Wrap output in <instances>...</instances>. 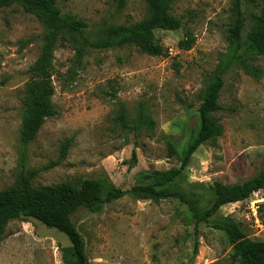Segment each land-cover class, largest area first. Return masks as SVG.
<instances>
[{"label": "rangeland", "instance_id": "374dc122", "mask_svg": "<svg viewBox=\"0 0 264 264\" xmlns=\"http://www.w3.org/2000/svg\"><path fill=\"white\" fill-rule=\"evenodd\" d=\"M63 14L76 16L95 40L108 26L133 25L146 17L145 0H57ZM232 0H179L172 9L183 27L155 32L167 57L141 54L134 47L104 51L84 49L76 39L60 43L54 54L52 85L59 111L47 119L26 148L29 168L39 169L35 187L109 180L130 191L146 183L144 175L180 165L183 151L199 129L202 92L221 55L228 52ZM249 20L264 13V0L244 4ZM45 29L22 7L0 9V191L12 187L19 171V133L23 90L39 57ZM191 35L189 51L178 43ZM78 48H83L81 60ZM254 77L242 63L225 75L213 119L223 134L201 146L176 179L214 200L215 183L236 185L264 170V56L253 55ZM154 127L137 134L114 124L125 111L135 120L141 106ZM71 141L67 157L63 144ZM174 151L171 153L169 144ZM137 161H132L133 152ZM218 217L235 219L248 237L264 243V190L245 202L224 206ZM92 264H230L231 245L222 231L197 228L187 207L176 200L159 203L132 195L106 205L100 213L80 209L73 218ZM197 230V232H196ZM68 237L32 219L9 223L0 239V264H64ZM197 246V252L195 248Z\"/></svg>", "mask_w": 264, "mask_h": 264}, {"label": "trees", "instance_id": "16d2710c", "mask_svg": "<svg viewBox=\"0 0 264 264\" xmlns=\"http://www.w3.org/2000/svg\"><path fill=\"white\" fill-rule=\"evenodd\" d=\"M115 1L120 9L127 4V0ZM178 1L145 0L147 13L142 21L129 26H108L101 31L97 39L91 40L86 34L89 25L76 16L63 14L57 0H0V9L18 5L27 13L34 15L45 29L39 57L29 69L30 78L23 90L17 179L12 187L0 191V239L11 221L32 219L48 228L57 229L68 237L71 246L62 248L64 264H92L85 250V241L73 218L80 209L100 213L106 205L126 195H132L137 200H151L156 203L164 200L178 201L187 207L196 228L206 224L225 233L232 248L230 264H264V243L251 240L232 217L217 216L224 206L245 202L255 193L264 190V170L236 185L215 183L213 190L215 199L208 197L205 204L199 193L188 186L178 184L176 180L201 146L223 134V128L213 119V114L222 110L220 100L225 86V75L230 68L241 60L248 73L254 77L261 76V71L251 65L249 58L253 55L264 56V13L251 16L249 20L244 11V4H256L258 0H232L231 24L227 37L229 49L226 54L221 55L202 92L199 129L184 149L179 166L146 173L144 175L146 183L137 185L130 191L117 188L109 180L103 179L90 180L83 188L70 184L45 187H35L33 184L40 170L28 167L26 148L35 140L46 120L59 115L52 102L55 93L52 85L53 60L57 46L77 39L84 49L104 51L134 47L141 54L167 57L168 51L156 38L155 32L158 30L175 32L183 27L181 18L172 12ZM195 41L193 36L186 35L179 41L178 48L189 51ZM83 48H78L79 60L83 57ZM112 120L114 124H122L124 129L135 135L142 126L154 127V122L147 117L143 105L135 120H131L125 111L114 116ZM71 143L69 140L63 144L56 164L67 157ZM169 149L173 153L171 143ZM132 161H137L135 151L132 154Z\"/></svg>", "mask_w": 264, "mask_h": 264}]
</instances>
